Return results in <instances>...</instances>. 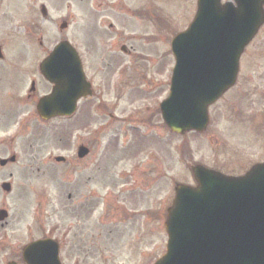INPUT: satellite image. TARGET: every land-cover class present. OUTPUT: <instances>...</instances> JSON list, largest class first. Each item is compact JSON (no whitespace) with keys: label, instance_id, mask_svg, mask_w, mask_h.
Segmentation results:
<instances>
[{"label":"rangeland","instance_id":"1","mask_svg":"<svg viewBox=\"0 0 264 264\" xmlns=\"http://www.w3.org/2000/svg\"><path fill=\"white\" fill-rule=\"evenodd\" d=\"M1 1L5 0H0V4ZM115 1L116 5L122 1L124 8L130 10H133L138 3L146 1L149 4V0H9L6 3L9 6L0 7V46L4 55L3 62L18 64L16 67L20 74L17 80H20L21 88L27 82V76L32 74V63L41 62L56 43L65 39L75 46L92 44L95 39L87 38L89 35L87 30L98 31L97 25H106L111 20H119L124 26L122 31L120 30L108 39L114 43L112 48H117L123 43L126 47L131 45L136 47L134 51H144V47L151 44V40L143 39V36L148 34V28L144 25H140V28L135 27L134 24L137 25V22L131 24L128 14L120 8L121 5L116 9L113 8L114 11L111 8L109 10L108 3L112 5ZM180 1L160 0L162 12L171 21L160 17V32L156 38L160 47L154 45L148 53L151 56L154 55L153 58L158 60L156 65L160 67L168 62L173 28L176 32L184 30L195 13L194 1L190 11L189 6H186L187 3L182 5L179 3ZM41 2L44 3L48 14L45 20L40 14ZM181 6L185 8L181 10ZM8 10L11 14L10 17L3 14L4 12L8 14ZM180 10L181 12H179ZM62 22L67 23V28L63 32H59L58 27ZM102 31L106 32L103 29ZM131 33L137 34L136 37L138 36L140 41L137 38L135 43ZM250 46L247 48L248 52L254 49H264V26ZM159 49L161 51L157 54L152 52V50L158 51ZM78 50L84 51V49ZM89 50L93 54L95 53V49ZM109 50L117 51L119 49ZM257 56L264 58V53L261 52ZM254 57L253 54H250L248 60L241 59L240 61V77L243 75L241 89L243 91L234 102L237 103L234 110L241 112H232L231 116L230 110H228L230 107L217 105L212 110L213 115H210V125L201 135L175 136L169 133L168 136L164 133L160 121L151 116L153 99H150L157 96V92L153 96H145V89H140L139 92L143 95L136 94L140 97L133 99L129 94L124 96L127 85L123 84V95L119 99V103H115L113 97L110 96L112 92L108 88V97L103 96V100L111 105L115 103L112 106L115 108L113 111L115 117L111 119V123L117 125L119 131L129 125L130 127L136 126L139 134H133V131H136L134 129H132L133 131L130 129L127 135L120 133L118 135L120 145L114 142L116 148H112L109 143L115 127L108 129V118L98 113L95 163L92 164L91 169H85L89 163L82 164L77 168L80 169L77 174L75 173L77 165L74 161L76 158L73 154L74 146L82 139H86L85 134L89 131L88 127L81 128L82 125L73 119L70 122L56 120L46 125L32 123L30 128L22 132L17 128L16 182L18 187L29 182L40 184V188H42L45 178L44 159L47 155H60L68 159L65 165L61 166L62 170L59 171L61 175L58 178L61 182L63 179L65 189L69 191L77 185L81 191H91L96 195L94 248L88 254L83 252L74 254L80 256V264H140L141 259L143 264H150L151 260L161 257V254L164 253L167 237L163 223L166 208L173 198L174 184L193 183L189 171L190 165L202 164L226 174L243 173L254 162L264 160V130L257 131L258 127L264 126V100L260 96V91L264 87V79L257 75L264 72V60L259 66L256 63L259 60ZM135 59L136 57L120 56L117 61L123 65L136 62ZM244 61H248L246 65ZM257 66L259 67L257 68ZM137 67L145 68L146 65L140 62ZM115 70L114 66L108 68V75L114 74L110 81L118 76L115 74ZM165 70L167 72L169 68ZM146 72L149 74L160 73L156 68H148ZM1 76L3 80L0 81V99L8 96L6 88L9 85L10 70L2 69ZM156 76L162 77L161 74ZM3 86H5L4 89ZM45 90L46 86L42 84L40 91ZM161 93L163 90L159 95ZM243 100H246V103ZM215 111L217 112L214 114ZM222 111H224L223 116L218 115ZM127 117H132L133 121L122 123ZM37 126L39 132L32 135ZM230 134L234 136L233 139L230 138ZM169 139L170 145L168 144ZM164 144L170 146L169 152ZM110 148L112 149L109 151ZM126 148L129 152L139 153L138 174L130 172L133 165L130 160H119L125 155ZM170 152V162L168 163L167 159L166 163L160 162L162 174L157 177L155 168L157 159L165 160ZM0 155H3L1 149ZM29 158H35L37 161H33L35 163L31 167L32 170L28 171V162L25 159ZM37 168L40 169L38 172ZM89 173L91 175L87 179ZM124 174L131 176L129 181L137 182L138 194L135 192L127 195L121 192V189L126 187L124 179L120 177ZM58 179L55 181L56 184ZM67 187L71 188L67 189ZM110 201H115L112 208L109 207ZM120 206L126 213L119 211ZM141 255L143 256L141 257ZM65 264H75V261L68 256Z\"/></svg>","mask_w":264,"mask_h":264},{"label":"water","instance_id":"2","mask_svg":"<svg viewBox=\"0 0 264 264\" xmlns=\"http://www.w3.org/2000/svg\"><path fill=\"white\" fill-rule=\"evenodd\" d=\"M264 0H198L188 29L172 41L175 67L168 98L161 104L174 132L202 131L207 107L232 87L240 55L264 22ZM62 43L41 72L54 84L38 113L69 115L86 94L73 49ZM81 156V155H80ZM196 186L177 185L167 210L166 253L155 264H264V164L229 177L191 167ZM25 258V257H24Z\"/></svg>","mask_w":264,"mask_h":264},{"label":"flooded vegetation","instance_id":"3","mask_svg":"<svg viewBox=\"0 0 264 264\" xmlns=\"http://www.w3.org/2000/svg\"><path fill=\"white\" fill-rule=\"evenodd\" d=\"M158 5L159 1L155 0V4L154 2L152 5L145 4L138 11L139 19L149 24L153 34L160 32ZM76 49H105L100 57V64L102 65L94 71V78L103 77L106 82L105 89L108 91V49L114 48L105 44L98 46L86 45ZM119 49H126V47L121 45ZM128 49L131 50L126 51V54L131 55L134 48L129 46ZM146 68H152L151 63ZM154 73L149 74L143 71L141 77L145 86L158 94L153 97L154 107L151 114L153 118H158V106L162 97L159 95L161 91L160 83H157V78L153 77ZM37 78L40 79L38 74ZM33 83L34 85L32 86L31 84V89L27 90L28 93L24 98L25 103L23 101L19 102L22 111H20L21 109L17 110L18 106L14 94L0 104V126L10 128L15 123L18 111L25 113L26 106L27 108L30 107L28 112L30 116L34 113L36 102L40 96L38 95V86H35V82ZM127 83V81H123V84ZM116 91L117 95L122 94L120 86H117ZM95 102V94L90 99L80 101V105H83L81 113L84 120L89 118L91 121L92 108L95 107ZM1 118L4 119L1 121ZM93 128L94 133L90 132L85 141L77 144V148L83 145L88 149V155L84 159L78 160L79 162L91 159V157L94 159L95 125ZM0 147L7 154H14L15 136L9 137L7 142L0 141ZM28 161L32 164L33 159ZM47 161H50V158ZM59 167H61L60 164L52 163L47 168L51 170V173L53 171V174L50 175L53 189L48 186L41 191H37L34 189L27 190L25 185L24 188L21 186L17 189L15 182L16 162L0 166V175L3 177L0 185L4 182L10 184L8 192L0 190V211H5V213L0 214V264L9 262L26 264L22 260L24 247L38 242H45L44 249H39V253L44 255L46 264H65L66 247L69 258L81 252L84 254L90 253L95 228V196L91 191L81 192L76 189L65 195V191L60 185L54 183L56 177L54 171H61ZM59 175L57 174V177ZM2 218L3 220H1ZM86 246H89V248H86ZM37 251L38 249L32 250L30 255L32 261L34 259L33 255Z\"/></svg>","mask_w":264,"mask_h":264}]
</instances>
